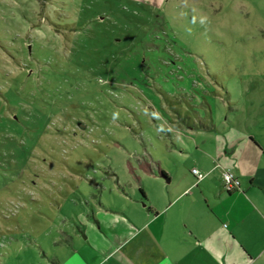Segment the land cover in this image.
Here are the masks:
<instances>
[{
	"label": "rangeland",
	"instance_id": "rangeland-1",
	"mask_svg": "<svg viewBox=\"0 0 264 264\" xmlns=\"http://www.w3.org/2000/svg\"><path fill=\"white\" fill-rule=\"evenodd\" d=\"M181 92L264 133V0H0V264H42L51 205L117 201L144 159L185 188Z\"/></svg>",
	"mask_w": 264,
	"mask_h": 264
},
{
	"label": "crops",
	"instance_id": "crops-1",
	"mask_svg": "<svg viewBox=\"0 0 264 264\" xmlns=\"http://www.w3.org/2000/svg\"><path fill=\"white\" fill-rule=\"evenodd\" d=\"M181 94L190 106L172 94L164 113L173 150L188 152L187 143L195 149L187 186L179 188L176 173L161 162L152 158L158 163L152 166L144 159L145 187L134 179L128 192L116 183L117 201L92 197L91 205H51L65 210L66 228L57 231L51 254L42 252V264H249L264 255L263 129L246 126L236 114L218 123L211 104ZM167 139L160 140L168 145ZM194 167L208 174L198 181ZM223 168L237 174L240 190H224Z\"/></svg>",
	"mask_w": 264,
	"mask_h": 264
},
{
	"label": "built area",
	"instance_id": "built-area-1",
	"mask_svg": "<svg viewBox=\"0 0 264 264\" xmlns=\"http://www.w3.org/2000/svg\"><path fill=\"white\" fill-rule=\"evenodd\" d=\"M193 174L197 180L203 179L208 173L201 171L199 168H192ZM222 186L227 192H234L241 189V181L237 174L230 168H223L221 171Z\"/></svg>",
	"mask_w": 264,
	"mask_h": 264
},
{
	"label": "trees",
	"instance_id": "trees-1",
	"mask_svg": "<svg viewBox=\"0 0 264 264\" xmlns=\"http://www.w3.org/2000/svg\"><path fill=\"white\" fill-rule=\"evenodd\" d=\"M250 139H251L253 142H256V140H255L254 137L250 136ZM257 144H258V143H257ZM139 191H140V194H141V198H142L143 200H145V198H146V192H145V189H144L143 187H140Z\"/></svg>",
	"mask_w": 264,
	"mask_h": 264
},
{
	"label": "water",
	"instance_id": "water-1",
	"mask_svg": "<svg viewBox=\"0 0 264 264\" xmlns=\"http://www.w3.org/2000/svg\"><path fill=\"white\" fill-rule=\"evenodd\" d=\"M169 180V179H168Z\"/></svg>",
	"mask_w": 264,
	"mask_h": 264
}]
</instances>
